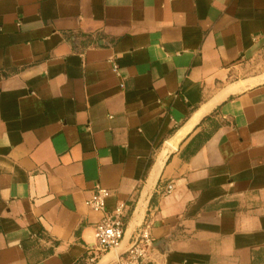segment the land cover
Listing matches in <instances>:
<instances>
[{
  "label": "crops",
  "instance_id": "1",
  "mask_svg": "<svg viewBox=\"0 0 264 264\" xmlns=\"http://www.w3.org/2000/svg\"><path fill=\"white\" fill-rule=\"evenodd\" d=\"M144 232V264H264V0H0V264Z\"/></svg>",
  "mask_w": 264,
  "mask_h": 264
},
{
  "label": "built area",
  "instance_id": "2",
  "mask_svg": "<svg viewBox=\"0 0 264 264\" xmlns=\"http://www.w3.org/2000/svg\"><path fill=\"white\" fill-rule=\"evenodd\" d=\"M172 186L168 191L171 192ZM110 193L98 188L96 193L86 202V205L94 212L106 214V201ZM125 233V205H120L113 214H106L95 228L97 247L95 258L121 247ZM151 239L148 232H144L137 242L120 258L117 264H144L147 258V247ZM93 260V261H94Z\"/></svg>",
  "mask_w": 264,
  "mask_h": 264
}]
</instances>
